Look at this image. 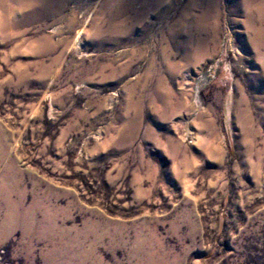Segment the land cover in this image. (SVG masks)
<instances>
[{
	"label": "rangeland",
	"instance_id": "rangeland-1",
	"mask_svg": "<svg viewBox=\"0 0 264 264\" xmlns=\"http://www.w3.org/2000/svg\"><path fill=\"white\" fill-rule=\"evenodd\" d=\"M237 1L0 12V264H264V51Z\"/></svg>",
	"mask_w": 264,
	"mask_h": 264
},
{
	"label": "bare ground",
	"instance_id": "bare-ground-1",
	"mask_svg": "<svg viewBox=\"0 0 264 264\" xmlns=\"http://www.w3.org/2000/svg\"><path fill=\"white\" fill-rule=\"evenodd\" d=\"M35 1L40 2L44 0H0V12L1 16L4 17L1 26L6 23V18L8 16L23 14L26 9H29L27 7H31L29 4ZM236 5L238 8L242 9V12L247 16L249 31L251 30L253 33L251 47L254 49L253 51H257V53L260 54L264 51V0H238ZM58 13L59 11L56 9V14ZM206 46L207 45L202 43L200 49L205 50ZM259 80L264 81L263 74L259 77Z\"/></svg>",
	"mask_w": 264,
	"mask_h": 264
}]
</instances>
